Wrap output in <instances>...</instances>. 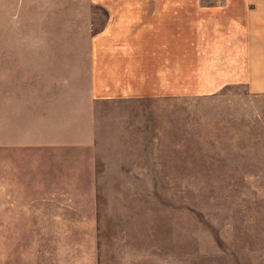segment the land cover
<instances>
[{
    "label": "rangeland",
    "instance_id": "1",
    "mask_svg": "<svg viewBox=\"0 0 264 264\" xmlns=\"http://www.w3.org/2000/svg\"><path fill=\"white\" fill-rule=\"evenodd\" d=\"M108 16L0 0V264H264V91L225 60L208 92L94 99Z\"/></svg>",
    "mask_w": 264,
    "mask_h": 264
},
{
    "label": "crops",
    "instance_id": "2",
    "mask_svg": "<svg viewBox=\"0 0 264 264\" xmlns=\"http://www.w3.org/2000/svg\"><path fill=\"white\" fill-rule=\"evenodd\" d=\"M94 2L109 13L91 40L94 99L208 92L214 61L215 76L223 78L225 60L232 61L233 81L244 78L253 91H264V0H227L222 8H200L201 0ZM207 22L221 28L231 22L230 37L217 33L215 44L199 36L198 24ZM225 44L231 45L227 52Z\"/></svg>",
    "mask_w": 264,
    "mask_h": 264
}]
</instances>
